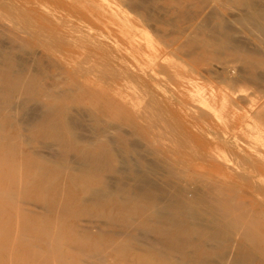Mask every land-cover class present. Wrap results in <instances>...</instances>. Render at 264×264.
Returning <instances> with one entry per match:
<instances>
[{
	"label": "rangeland",
	"instance_id": "rangeland-1",
	"mask_svg": "<svg viewBox=\"0 0 264 264\" xmlns=\"http://www.w3.org/2000/svg\"><path fill=\"white\" fill-rule=\"evenodd\" d=\"M92 1L98 6L79 0H0V51L13 57L11 62L0 57V101L10 100L8 106L0 104V264H235L245 254L256 258L245 264H264V157L256 158L255 140L239 127L246 122L264 127V34L242 20L251 9L244 0H136L143 14H135L125 0ZM252 1L264 4V0ZM214 29L219 38L241 48L235 58L224 57L219 62L233 63L235 67L228 65L242 82L241 90L246 88L256 102L252 111L246 94L237 91L241 87L223 83L229 74L220 75L224 63L214 67L215 50H205L206 58L194 60L196 64L188 60V53L177 50L187 38L200 45ZM161 59H167L162 70L157 67ZM21 63L29 66L27 73L18 70ZM110 65L125 70L124 74H115L117 69H108ZM155 65L157 69L151 71ZM215 74L222 77L215 79ZM199 90L217 110L230 111V98H234L240 107L236 111L239 125L227 113L222 112L221 120L207 114L200 105ZM135 96L140 106L143 100L148 104L147 109L135 107L139 104ZM150 106L152 114H148ZM158 118L161 123L156 121L160 125L156 123L158 129H154ZM161 128L169 129V135L161 131L163 139ZM166 135L167 143L170 136L171 144L179 143L174 144L178 149L167 143L157 146L160 139L165 144ZM225 154L240 161L243 169L237 163L235 168H222L227 164L222 160ZM76 159L102 169L88 167L84 181V169L80 170ZM61 161L69 165L66 171L56 168ZM40 172L43 177L37 187L28 190L31 177ZM139 175L143 189L135 182ZM125 180L130 181L127 186ZM21 187L29 192L23 194ZM185 190L199 195L191 198ZM164 196L167 200L162 201ZM163 207L169 212L163 213ZM170 225L192 230L193 241H205L207 247L197 251L185 246L178 230L161 232ZM248 240L256 247L248 246Z\"/></svg>",
	"mask_w": 264,
	"mask_h": 264
},
{
	"label": "bare ground",
	"instance_id": "bare-ground-1",
	"mask_svg": "<svg viewBox=\"0 0 264 264\" xmlns=\"http://www.w3.org/2000/svg\"><path fill=\"white\" fill-rule=\"evenodd\" d=\"M122 1V0H121ZM135 1L136 0H125V2L127 3V5L129 6V7H131L133 10V12L135 13V14H137V13H139V14H143L142 12H139L138 11V8H136V5H135ZM154 1V0H153ZM79 2L81 3V4H83V5H90V4H96V3H94L92 0H79ZM101 2V1H100ZM123 2V1H122ZM149 3H150V1H148ZM78 3V2H77ZM149 3H147V4H149ZM243 3H244V5L247 7V8H249V9H251L250 11H249V13L248 14H246V15H244L243 17H242V20L244 21V23L246 24H250L251 26H253V28H255V29H257V30H259L262 34L261 35H263L264 34V4H259V5H257V4H255L252 0H244L243 1ZM107 4V3H106ZM125 4V3H124ZM146 4V5H147ZM153 4V3H152ZM108 5V4H107ZM98 5L96 4V7H97ZM126 6V5H125ZM108 7V6H107ZM123 7V6H122ZM146 7V6H145ZM153 8V7H152ZM155 8H157V7H155ZM99 9V8H98ZM144 9V8H143ZM158 9V8H157ZM139 10H141V9H139ZM145 10V9H144ZM147 10V9H146ZM161 10V9H160ZM157 11V10H156ZM158 11H159V9H158ZM162 11H163V9H162ZM132 12V13H133ZM145 12V11H144ZM164 12V11H163ZM153 13H154V11H153ZM134 14V15H135ZM146 14V13H145ZM164 14V13H163ZM138 16V15H137ZM156 16V15H155ZM139 17V16H138ZM154 17V16H153ZM152 17V18H153ZM159 17V16H158ZM139 19V18H138ZM142 21L145 19L144 17H143V19H142V17L140 18ZM155 19V18H154ZM153 19V20H154ZM161 19V18H160ZM159 19V20H160ZM146 20V19H145ZM145 20L143 21L145 24H146V22H145ZM152 20V21H153ZM161 20H163V19H161ZM161 20H160V22H161ZM252 20H254L252 23L250 22V21ZM107 21V20H106ZM149 21V20H148ZM141 22V21H140ZM155 22V21H154ZM165 22V21H164ZM173 24V23H172ZM150 28V27H149ZM135 29V28H134ZM151 29V28H150ZM71 31V30H70ZM156 31H157V29L155 30V33H156ZM216 33H217V30L216 29H214V30H211V32L209 33V34H206V37H203L201 40H200V45H195V44H192V42H189L187 39V41L189 42H187L186 40H184L185 41V43H183L182 45L181 44H179V46L177 47V50H178V48H180L179 50H182V51H184V53L186 52V53H188L189 54V57L188 56H186V55H188V54H186L185 56L188 58V60H190V62H192L193 64H196L195 62H194V60H198V61H200V60H202V59H204V58H206L205 57V50H211V49H213V50H215L218 54V56H215V57H217V60H215V68L217 67L216 65H220V64H225V66H224V64L223 65H220V67H222V68H220L219 70L221 71V74H220V71H219V74L220 75H222V72H226V73H228L229 74V76H228V78H226V79H224V81H223V83L224 84H226L227 83V86H228V83L229 84H232V85H236V86H238V87H241L240 89L238 88V93H240L241 91V93H247L246 92V88H243V90H241L242 89V86H241V84H242V82L239 80L238 81V78L235 76V70H234V68H231L232 66H233V63L229 60V61H227L226 63H225V61L224 62H222V63H220L219 62V60H221L222 58H224V57H233V58H235L238 54H239V52L241 51V48H238L237 46H234L233 44H230V42L229 41H227L226 39H221V38H219V36L218 35H216ZM76 34V33H75ZM157 34V33H156ZM160 34V33H159ZM179 34L180 35H182V34H184V30H181V31H179ZM64 35V34H63ZM155 35V34H154ZM158 35V34H157ZM161 35V34H160ZM56 36V35H55ZM194 36H195V34H194ZM264 36V35H263ZM196 37V36H195ZM60 38V37H59ZM192 39H193V36H192ZM192 39H190V40H192ZM231 39V38H230ZM70 41V40H69ZM193 42H195L194 40H192ZM78 42V41H77ZM187 42V43H186ZM157 44V43H156ZM166 44V43H165ZM169 44H170V42H169ZM118 45V44H117ZM164 45V44H163ZM193 45H195V46H193ZM96 46V45H95ZM169 46V45H168ZM167 46V47H168ZM121 47V46H120ZM165 47V46H164ZM106 48H108V47H106ZM210 48V49H209ZM96 49H99L100 50V48H97L96 47ZM114 49V48H113ZM167 49V48H166ZM102 50V49H101ZM116 50H117V47H116ZM212 50V51H213ZM118 51V50H117ZM125 51H127V50H125ZM168 51V50H167ZM176 51V50H175ZM182 51L180 52V53H182ZM247 51V50H246ZM250 51V50H249ZM169 53H170V50L168 51ZM178 52V51H177ZM174 53V52H173ZM106 54V53H105ZM175 54V53H174ZM182 55L184 56V54L182 53ZM108 56V55H107ZM177 56V55H176ZM175 56V57H176ZM0 57L3 59V60H7V61H12L13 60V57H12V54L10 53V52H8V51H0ZM86 57V56H85ZM96 57V56H95ZM98 57V56H97ZM115 57V56H114ZM130 58H131V55L129 56ZM108 58V57H107ZM117 58V57H116ZM174 58V57H173ZM177 58V57H176ZM175 58V59H176ZM190 58V59H189ZM219 58V59H218ZM110 59V58H109ZM109 59H107V60H109ZM112 59V58H111ZM106 60V59H105ZM106 60V61H107ZM121 60V59H120ZM132 60V59H131ZM167 59H161L160 61L158 60V64H157V67L158 66H162V68H161V70L163 69V66H164V64L167 62L166 61ZM207 60V59H206ZM223 60V59H222ZM81 61V60H80ZM112 61H113V59H112ZM117 61V60H116ZM179 61H181V60H179ZM233 61V60H232ZM118 62V61H117ZM174 62V61H173ZM181 62H183V61H181ZM181 62H180V64H181ZM218 62V63H217ZM228 62H230V63H228ZM239 62V61H238ZM88 63V62H87ZM91 63H92V61H91ZM91 63L89 64V66L91 65ZM171 63V62H170ZM174 63H176V61L174 62ZM179 63V62H178ZM232 63V64H231ZM107 64V63H106ZM110 64V63H109ZM123 64H128V63H123ZM231 64L232 66L230 67L229 65ZM2 65V64H1ZM94 65V64H93ZM115 65V64H114ZM121 65V64H120ZM178 65V64H177ZM205 65V64H204ZM219 65H218V67H219ZM226 65H228V66H226ZM28 66V65H27ZM25 64H20L19 66H18V70L20 71V72H24V73H27V70L29 69V66L27 67ZM76 66V65H75ZM92 66V65H91ZM102 66V65H101ZM105 66V65H104ZM103 66V67H104ZM122 66H125V65H122ZM137 66V65H136ZM179 66H181V65H179ZM187 66V65H186ZM80 67V66H79ZM87 67V66H86ZM98 67V66H97ZM109 67H112L111 65L110 66H108V69H109ZM157 67H156V65H155V67L154 68H152L151 69V71L152 70H156L157 69ZM174 67V66H173ZM185 67V66H184ZM233 67H235V66H233ZM89 68V67H88ZM92 68V67H91ZM112 68H114V66L112 67ZM129 68H130V66H129ZM99 69V68H98ZM103 69V68H102ZM111 69V68H110ZM115 70L117 69V68H114ZM127 69H128V65H127ZM126 69V70H127ZM178 69V68H177ZM185 69V68H184ZM191 69L193 70V68L191 67ZM1 70V69H0ZM30 70V69H29ZM106 70V69H105ZM112 70V69H111ZM132 69L130 68V69H128L127 71H131ZM166 70V69H165ZM209 70H211V69H209ZM217 70V69H216ZM83 71V70H82ZM98 71V70H97ZM101 71V70H100ZM122 71H125V70H122ZM122 71H119V69H117V71L115 72V74L118 72V73H120L121 75L122 74H124V73H122ZM160 71V70H159ZM176 71H178V70H176ZM191 71V70H190ZM194 71V70H193ZM193 71H191V73L193 72ZM203 71V70H202ZM83 72H85V71H83ZM93 72V71H92ZM103 72H104V70H103ZM132 72V71H131ZM165 72V71H164ZM174 72V71H173ZM211 72H213V71H211ZM210 72V74L212 75V77L214 76L213 75V73H211ZM217 72H218V70H217ZM86 73V72H85ZM90 73V72H89ZM112 73V72H111ZM167 73V72H166ZM177 73V72H176ZM93 74V73H92ZM100 74V73H99ZM102 74V73H101ZM105 74V73H104ZM113 74V73H112ZM128 74V73H127ZM136 74V73H135ZM193 75H194V72L192 73ZM204 74V73H203ZM236 74H239V73H236ZM93 75H95V74H93ZM97 75V74H96ZM147 75V74H146ZM106 76V75H105ZM125 76V75H124ZM107 77V76H106ZM111 77V76H110ZM118 77V76H117ZM202 77V76H201ZM220 77H222V76H220ZM219 77V78H220ZM119 78H121V77H119ZM127 78V77H126ZM135 78V77H134ZM175 78H176V76H175ZM214 78V77H213ZM216 78H218L217 76H216V74H215V79ZM219 78H218V80H219ZM241 78H242V76H241ZM244 78V77H243ZM114 79H115V77H114ZM182 79V78H181ZM246 79H249V78H246ZM19 80H20V78H19ZM110 80H111V78H110ZM136 80V79H135ZM222 80V79H221ZM21 81V80H20ZM25 81V80H24ZM247 81V80H246ZM31 82H33V81H31ZM111 82H112V80H111ZM217 82V81H216ZM247 82H250V80L249 81H247ZM259 82H260V80H259ZM261 82H263L262 80H261ZM15 84V83H14ZM131 84V83H130ZM133 84V83H132ZM192 83L190 82V85H191ZM109 85V84H108ZM156 85V84H155ZM232 85H230L229 87H231ZM14 86H16V84L15 85H13V87ZM133 86V85H132ZM137 86V85H136ZM192 86V85H191ZM260 86V85H259ZM107 87V86H106ZM139 87V86H138ZM153 87V86H152ZM110 88V87H109ZM128 88V87H127ZM159 88V87H158ZM232 88H233V86H232ZM237 88V87H236ZM125 89V88H124ZM129 89V88H128ZM135 89V88H134ZM231 89V88H230ZM244 89H246L245 91H244ZM171 90V89H170ZM233 90V89H232ZM240 90V91H239ZM260 91V90H259ZM135 92V91H134ZM138 92V91H137ZM140 92V91H139ZM190 93V92H189ZM198 97H199V101H200V105H201V107L203 108V110L207 113V114H209L212 118H214V119H218V120H221V119H224V117L225 116H223L224 114L223 113H227L228 115H227V117H229V119H230V121L232 122H234L235 123V125H239V123H240V121H241V118L236 114V111H238V110H240V107H239V104L238 103H236V101H234V98H230V106H231V108H230V111H223V110H217L216 108H214V107H212L211 105H210V101H209V99H208V97L204 94V92L202 91V90H199L198 91ZM233 93V95H236V91L235 92H232ZM243 93V94H244ZM6 94V93H5ZM150 94H151V92H150ZM191 94V93H190ZM244 94V95H245ZM118 94H116V96H117ZM157 95V94H156ZM240 96V95H239ZM124 97H126V96H124ZM135 97H137V99L139 98V96H135ZM245 97H246V103L248 104V108L250 107V109H249V111L251 110L252 111V106L253 105H255L256 104V102L252 99V98H250V96L248 95V94H246L245 95ZM244 97V98H245ZM57 98H59L58 96H57ZM122 98V97H121ZM145 97H142V100L144 99ZM151 98H152V94H151ZM239 98H241V99H239ZM242 98L243 97H238L236 100H241V101H243L242 100ZM6 99V98H5ZM52 99H54V97L52 98ZM123 99V98H122ZM127 99H128V97H127ZM136 99V100H137ZM154 99V98H153ZM153 99H151L150 101L152 102V100ZM55 100H56V97H55ZM146 100V99H145ZM244 100V101H245ZM129 101H130V99H129ZM138 101H139V99H138ZM138 101H137V103H138ZM144 101V100H143ZM143 101L141 102V104H143L144 105V103H143ZM147 101V100H146ZM156 101V100H155ZM54 102V101H53ZM149 102V101H148ZM2 103V105L3 106H5V105H7L8 106V104L10 103V100H1L0 101V104ZM130 103H133V102H130ZM154 102H152V104H153ZM245 103V102H244ZM135 104V103H134ZM151 103H149V105H150ZM124 105V104H123ZM130 105V104H129ZM128 105V106H129ZM136 105V106H135ZM134 106L135 107H138V106H140V101H139V104H135ZM143 105H141L143 108H146L147 109V107H148V104H145V105H147V106H143ZM141 106H140V108H141ZM246 106V105H245ZM125 107V106H124ZM130 107H133V104L130 106ZM129 107V108H130ZM154 105H153V109H154ZM158 107V106H157ZM247 107V106H246ZM0 108H3V107H0ZM4 108H6V107H4ZM152 108H151V106L149 107V109H151V110H149V113L148 114H152ZM138 110H140L139 108H137ZM145 109V110H146ZM159 109V108H158ZM133 110V109H132ZM147 110V111H148ZM155 110V109H154ZM254 110V109H253ZM136 111V110H135ZM142 111H143V109H141V113H142ZM159 111V110H158ZM155 112H156V110H155ZM154 112V113H155ZM160 112V111H159ZM223 112V113H222ZM121 113V112H120ZM128 113H129V111H128ZM143 113H145V112H143ZM153 113V114H154ZM158 113V112H157ZM156 113V114H157ZM140 113H138V115H139ZM145 114H147V112L145 113ZM167 114V113H166ZM118 115V114H117ZM132 115V114H131ZM137 114H135V117H136V119H140L139 118V116L137 117L136 116ZM140 115H142V114H140ZM155 115V114H154ZM154 115H149V116H154ZM158 115V117L160 118V116H161V114H157ZM8 116H11V115H9L8 114ZM96 117V116H95ZM126 117H128V116H126ZM142 118H144V115H142L141 116ZM146 117L148 118V116L146 115ZM146 117L144 118V119H146ZM151 117V118H152ZM154 118V117H153ZM155 118H157L156 116H155ZM155 119L154 121H155V124L157 123L158 125H160L159 123H161V119H162V116H161V119ZM199 118V117H198ZM67 119V118H66ZM134 119V118H133ZM98 120V119H97ZM148 119H146V121H147ZM158 120H160V122L158 123V122H156V121H158ZM70 121V120H69ZM142 121V122H141ZM146 121H143V120H140V123H145ZM162 121H163V119H162ZM202 121V120H201ZM98 122V121H97ZM164 122V121H163ZM162 122V123H163ZM147 123V122H146ZM151 123H152V121H151ZM148 124V123H147ZM155 124H152V125H154V126H152V128H154L155 129V126L157 127V129H158V126H157V124L155 125ZM205 124V123H204ZM71 125V124H70ZM207 125V124H206ZM72 126V125H71ZM113 126V125H112ZM143 127H144V125H142ZM208 126V125H207ZM150 127V126H149ZM160 127H162V126H160ZM159 127V128H160ZM209 127V126H208ZM239 127H242V129L244 130V131H246L249 135H250V137H252L254 140H255V142H256V146H255V152L253 153V154H255L256 152V154H258V155H256L257 157L256 158H259L258 156H262V157H264V152H262V150L264 151V127L261 129V128H259V127H257V125H253V123H251V122H246L244 125H240ZM71 128V127H70ZM146 128H148V126L146 127ZM151 128V127H150ZM163 128V127H162ZM161 128V129H162ZM72 129H73V127H72ZM71 129V130H72ZM101 129V128H100ZM113 129V128H112ZM119 129H120V127H119ZM119 129H115V131L117 132ZM153 129V130H154ZM156 129V130H157ZM159 129V130H157V131H159V135L161 136V138H162V132L164 131V129ZM75 130V129H74ZM155 130V131H156ZM169 130V129H168ZM168 130H166V131H164L165 133H168ZM208 130V129H207ZM100 131V130H99ZM126 131V130H125ZM140 131V130H139ZM162 131V132H161ZM173 131H175V130H173ZM104 132L106 133L107 131H105L104 130ZM149 132H152V130L151 131H149ZM163 132V134H165ZM170 133H171V131H169ZM183 132V131H182ZM155 133V132H154ZM174 133V132H173ZM69 134H70V136H74V135H76V134H72V133H70L69 132ZM104 134V133H103ZM123 134H124V132H123ZM157 135H158V133H156ZM155 134V135H156ZM127 135H129V134H127ZM168 135H169V133H168ZM168 135H166V141H165V144H163V142L164 141H162V139L163 138H165L164 136H163V138L162 139H160V141L157 139V136H155V138L158 140V142L159 143H157L156 141H154V142H156L157 143V146H160V145H158V144H161V146L162 145H167V144H171V136H170V138H169V143H167V137H169ZM175 135V134H174ZM225 135H228V133H226ZM78 136V135H77ZM103 136H105V134L103 135ZM159 136V137H160ZM218 136V135H217ZM79 137L80 136H78V140H79ZM173 137V136H172ZM220 137V136H219ZM226 137H228V136H226ZM72 138V137H71ZM152 138V137H151ZM177 138H178V136H177ZM233 138H235V137H233ZM233 138H230V139H232L233 140ZM77 139V138H76ZM81 139V138H80ZM93 139V138H92ZM107 139H109V138H107ZM153 139V138H152ZM176 139V138H175ZM175 139H173V140H175ZM223 139V138H222ZM177 140V139H176ZM175 140V141H176ZM223 140H226V139H223ZM55 141H58L59 142V140H57V139H55ZM77 141V140H76ZM109 141H112V140H109ZM171 141V142H170ZM174 141V142H175ZM179 141V140H178ZM181 141V140H180ZM179 141V142H180ZM188 141V140H187ZM227 141H229V139H227L226 140V142ZM98 142V141H97ZM130 142V141H129ZM160 142H162V143H160ZM92 143H94V141L92 142ZM99 143V142H98ZM167 143V144H166ZM179 144L177 141L175 142V143H172L171 144V146L174 148V147H176L177 145H175L174 146V144ZM181 143V142H180ZM88 144V143H87ZM141 144V143H140ZM145 144V143H144ZM185 144H186V142H185ZM88 145H90V144H88ZM136 145V144H135ZM134 145V146H135ZM138 145V144H137ZM142 146V145H141ZM145 146H147V145H145ZM160 146V147H161ZM247 146H248V144H247ZM136 147V146H135ZM137 147H139V145L137 146ZM190 147V146H189ZM233 147H234V145H233ZM151 149L153 148V147H150ZM166 148V147H165ZM168 148V147H167ZM179 147H176L175 149H178ZM138 149H140V148H138ZM192 149H193V147H192ZM256 149H258V150H256ZM114 150V149H113ZM146 150H147V148H146ZM241 150V149H240ZM117 150H115V152H116ZM148 151V150H147ZM152 151V150H151ZM156 152V151H155ZM154 152V153H155ZM57 153H59L58 151H57ZM118 153V152H117ZM153 153V152H152ZM121 154V153H120ZM130 154V153H129ZM135 154H136V152H135ZM171 154V156L173 157V155H172V153H170ZM58 155V154H57ZM229 154H225V155H223V161H225V163H227L226 164V166H225V164H223L222 165V168H224V169H227V170H229V169H231L232 168V166L234 167L235 165H236V163H237V167H239V166H241V165H239L240 164V161L238 162H236V161H234L230 156H228ZM241 155V154H240ZM56 156V155H55ZM117 156V155H116ZM119 156V155H118ZM117 156V157H118ZM164 156V155H163ZM181 156V155H180ZM244 156V155H243ZM254 156V155H253ZM122 157V156H121ZM130 157V156H129ZM128 157V158H129ZM161 157V156H160ZM181 157H183V156H181ZM200 157V156H199ZM255 157V156H254ZM262 157H261V159H262ZM162 158V157H161ZM165 158V157H164ZM174 158V157H173ZM201 158V157H200ZM206 158V157H205ZM247 158V157H246ZM99 158L98 157H96L94 160L97 162L96 163V165H99L100 164V159L98 160ZM123 159V158H122ZM141 159V158H140ZM165 159H167V156H166V158ZM164 159V160H165ZM175 159V158H174ZM181 160V159H180ZM246 160V159H245ZM123 161V160H122ZM125 161V160H124ZM203 161V160H202ZM263 161H264V158H263ZM88 161H81V160H79V159H76L75 160V163H77V165L78 166H80V170H82V169H84V172H82V174L84 175V177H83V180L84 181H86V179L88 178V173L89 172H86V169L89 167V168H91L92 170L94 169V170H96V171H99L100 169H102V168H98V166H94L93 164H91L90 162H88ZM176 162L178 163L179 161L178 160H176ZM175 162V163H176ZM186 162V161H185ZM180 163V162H179ZM177 164L178 166L180 165V164ZM182 163V162H181ZM239 163V164H238ZM132 164H134V163H132ZM135 165H138V164H134V166ZM146 165H147V162H146ZM149 166V165H148ZM147 166V167H148ZM165 166L167 167V164H165ZM173 166V165H172ZM172 166H170V164H169V167H170V169H171V172H173L172 171ZM181 166V165H180ZM242 166H244V165H242ZM241 166V168L243 169V167ZM103 167H105V166H103ZM122 167V166H121ZM42 168H44V167H40V169H42ZM54 168H55V166H54ZM56 168H59V169H61L62 171H64L65 170V168L67 169V168H69V165L68 164H66V162H60V163H58V165H57V167ZM106 168V167H105ZM137 168V167H136ZM235 168V167H234ZM75 169H76V167H75ZM104 169V168H103ZM145 169H147V168H145ZM168 169V168H167ZM43 170V169H42ZM60 170V171H61ZM119 170V169H118ZM148 170H149V168H148ZM151 170V169H150ZM149 170V171H150ZM169 170V169H168ZM53 171V170H52ZM66 171V170H65ZM120 171V170H119ZM118 171V172H119ZM239 171V170H238ZM118 172H116V173H118ZM124 172V171H123ZM144 172V171H143ZM146 172V171H145ZM164 172V171H163ZM169 172V171H168ZM168 172H167V174H168ZM170 172V173H171ZM233 172H234V170H233ZM135 173H136V171H135ZM173 176H175L176 174H175V172H173ZM137 175V174H136ZM42 175H41V172L40 173H36V175L34 176V177H31V179L33 180V183L32 184H30L29 185V187H28V185L25 187L26 189H28V190H31L32 188H33V186L34 187H37V181L41 178L42 179V177H41ZM120 176H122V174L120 175ZM124 176V175H123ZM122 176V177H123ZM143 176V175H142ZM162 176V175H161ZM169 176H172L171 174H169ZM173 176H172V178H173ZM140 177V178H139ZM139 177H137L138 179H135V182L137 183V185H140L143 181H141L140 179L142 178L141 177V175H139ZM146 177V176H145ZM177 177H178V174H177ZM134 178H135V174H134ZM149 178V177H148ZM147 178V179H148ZM157 178V177H156ZM163 178V177H162ZM73 177L71 176L70 177V181H73ZM123 179V178H122ZM125 179H127L126 177H125ZM145 179V178H144ZM143 179V180H144ZM178 179V181L180 180V178L178 177L177 178ZM115 180H118V179H115ZM137 180H139V181H141V183L139 182V181H137ZM159 180V179H158ZM175 180V179H174ZM109 181V180H108ZM131 181H133V180H131ZM147 181V180H146ZM149 181V180H148ZM151 181V180H150ZM152 181H154V180H152ZM118 182V181H117ZM134 182V183H135ZM140 184H139V183ZM156 182V181H155ZM168 182H169V180H168ZM47 182H45V183H43V184H46ZM50 183V182H49ZM104 183H106V182H104ZM125 185L127 186V183H130V181L129 180H125ZM133 183V184H134ZM135 183V184H136ZM154 183V182H153ZM172 184H173V181L171 182ZM133 184H131V185H133ZM157 184V183H156ZM165 184V183H164ZM171 184V185H172ZM174 184H175V182H174ZM173 184V185H174ZM177 184V183H176ZM174 185V186H176V187H179L178 185ZM123 186H125L124 184H122ZM121 185V186H122ZM25 186V185H24ZM141 186V185H140ZM145 186H146V183H145ZM216 186V185H215ZM28 187V188H27ZM133 187V186H132ZM142 187V188H141ZM140 188L141 189H143V186H141ZM160 187V186H159ZM169 187V186H168ZM181 187V186H180ZM124 188V187H123ZM139 188V186L137 187V189ZM152 188V187H151ZM174 187L172 186V190L175 192V191H177V190H175V189H173ZM157 189H158V187H157ZM212 189H215L216 191H218V193H220V189L218 188H216V187H213ZM227 189V188H226ZM28 190H26L25 191V189H23L22 190V187H21V192L22 191H24L25 193H28L29 191ZM108 190V189H107ZM118 190H121V189H118ZM182 190V189H181ZM137 191V190H136ZM232 191V190H231ZM112 192H114V190L112 191ZM119 192V191H118ZM141 192V191H140ZM157 192H159L158 190H157ZM23 193V192H22ZM107 193H108V191H107ZM116 193V192H115ZM114 193V194H115ZM137 193H139V192H137ZM184 193L187 195V196H189V197H191V198H195V197H197L199 194H198V191L197 192H193V191H190V190H185L184 191ZM24 194V193H23ZM133 194H134V192H133ZM178 194H180L179 192H178ZM221 194V193H220ZM117 195V194H116ZM165 195V194H164ZM203 196L205 195H207V193H205V192H203V194H202ZM102 196V195H101ZM135 197L134 198H143V197H141V196H136V195H134ZM166 196V195H165ZM165 196H164V198H163V200L162 201H164V199H166L165 198ZM223 196H225L224 194H223ZM227 196V195H226ZM228 197V196H227ZM129 200H132V196L131 197H127ZM161 198V197H160ZM159 198V199H160ZM170 198V197H169ZM225 198V197H224ZM229 198V197H228ZM228 198H227V200H228ZM125 199V198H124ZM147 199V198H146ZM159 199H157V200H159ZM197 199V198H196ZM206 199V198H205ZM234 199V198H233ZM126 200V199H125ZM161 200V199H160ZM167 200V199H166ZM174 200H176V199H174ZM198 200V199H197ZM226 200V201H227ZM127 201V200H126ZM161 201V202H162ZM237 201V200H236ZM64 203L62 204V209H65V207H66V200H64L63 201ZM174 202V201H173ZM222 202V201H221ZM220 202V203H221ZM224 203V202H223ZM227 203V202H226ZM225 203V204H226ZM197 204V203H196ZM195 204V205H196ZM228 204V203H227ZM226 204V205H227ZM221 205H223L222 203H221ZM231 205V204H230ZM161 206V205H160ZM167 206H170V205H166L165 204V207H167ZM228 206H229V204H228ZM233 206V205H232ZM225 207V209L227 208V206H224ZM157 208V207H156ZM161 208V207H160ZM164 208V207H163ZM165 210H163V213H165V211H167V212H169L168 210H166L167 208H164ZM191 209V208H190ZM230 209V208H229ZM232 209V208H231ZM238 209V208H237ZM162 210V209H161ZM192 210V209H191ZM194 210V209H193ZM239 210V209H238ZM156 211V210H155ZM229 211V210H228ZM166 212V213H167ZM157 213V212H156ZM159 213H161L162 214V212L160 211ZM158 213V215H160ZM193 213V212H192ZM191 213V215H189V216H192L193 214ZM196 213V212H195ZM194 213V214H195ZM190 214V213H189ZM198 214V213H197ZM207 214H209V213H207ZM206 214V215H207ZM210 214H211V212H210ZM225 214V213H224ZM196 215V214H195ZM216 215V214H215ZM211 216H213V215H211ZM163 217H164V215H163ZM242 217V216H241ZM189 218V217H188ZM193 218H195V217H193ZM192 218V219H193ZM197 218V217H196ZM196 218H195V220H196ZM213 218H215L214 216H213ZM212 218V219H213ZM227 218V217H226ZM204 219V218H203ZM248 219V218H247ZM190 220V219H189ZM234 220V219H233ZM232 220V221H233ZM243 220V219H242ZM198 223L200 222V220L198 221V220H196ZM201 221H203L202 219H201ZM230 222H231V219L229 220ZM228 221V222H229ZM209 222V221H208ZM216 222V224H218V220H215L214 221V223ZM233 222H237V221H233ZM195 223V222H194ZM202 223H204V221L202 222ZM211 223V222H210ZM227 223V222H226ZM205 224V223H204ZM219 224H221V223H219ZM228 225H229V223H227ZM236 224V223H235ZM196 225H197V227H198V224L196 223ZM195 225V226H196ZM200 225V224H199ZM202 225V224H201ZM201 225H200V227H201ZM222 225V224H221ZM234 225V224H233ZM202 226H204V225H202ZM210 226V225H209ZM255 226L257 227V225L255 224ZM205 227H207L206 225H205ZM231 227H232V225H231ZM208 228V227H207ZM210 228H212V227H210ZM229 228V227H228ZM232 228H234V226L232 227ZM237 228V227H236ZM213 229V228H212ZM211 229V230H212ZM173 230H178V232H181V234H183L184 236H183V239H184V245L185 246H188V247H191V248H193V249H196L197 251H199V249H202L204 246H205V248L207 247L206 246V242L204 241L203 243L201 242V241H197V240H194L193 241V239H192V235H193V233H192V230H190V229H186V228H184V227H181V228H177V227H175V225H170V226H167L165 229H163L161 232L162 233H169V232H172ZM210 230V229H209ZM234 230H237V229H234ZM240 230V229H239ZM39 231V230H38ZM41 232L43 231V230H40ZM217 232V231H216ZM239 233V234H238ZM237 234L240 236V233L241 232H238ZM216 234V233H215ZM237 234L235 235V236H237ZM249 234V233H248ZM140 235V234H139ZM142 235V234H141ZM209 235V234H208ZM211 235V234H210ZM144 236V235H143ZM142 238V237H141ZM144 238V237H143ZM215 238V237H214ZM220 238V237H219ZM196 239V238H195ZM211 238H209L208 240L209 241H213L214 243H215V241L212 239V240H210ZM151 240V239H150ZM220 240V239H219ZM170 241L173 243V244H175V246H177L178 244L176 243V241L173 239V237L171 236V239H170ZM208 241V242H209ZM227 241V240H226ZM158 242V241H157ZM210 242V243H211ZM217 242H219V241H217ZM216 242V243H217ZM220 242H221V240H220ZM219 242V245H221L222 246V242L220 243ZM229 242H230V240H229ZM260 242V241H259ZM264 242V241H263ZM261 244H263L262 243V241H261ZM183 245V244H182ZM217 245H218V243H217ZM218 245V246H219ZM247 245L248 246H251V247H256V244L254 243V242H252V240H248L247 241ZM221 246H219V247H221ZM243 246H245V245H243ZM202 247V248H201ZM261 253V252H260ZM263 254H264V252L262 253V257H263ZM217 257L218 258H220V259H223V257L224 256H222L220 253H218L217 254ZM256 260V258L254 257V256H252L251 254H245V256H244V258H242V261L241 260H237L236 262H235V260H234V263L235 264H245L246 263V261H255ZM258 261H260L259 259H257ZM200 262H202V261H200ZM209 262V261H208ZM212 263V262H211Z\"/></svg>",
	"mask_w": 264,
	"mask_h": 264
}]
</instances>
